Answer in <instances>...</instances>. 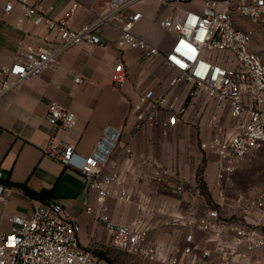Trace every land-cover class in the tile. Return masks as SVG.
Wrapping results in <instances>:
<instances>
[{
	"label": "built area",
	"instance_id": "built-area-1",
	"mask_svg": "<svg viewBox=\"0 0 264 264\" xmlns=\"http://www.w3.org/2000/svg\"><path fill=\"white\" fill-rule=\"evenodd\" d=\"M141 1L104 0L101 11H96L78 29H72L68 19L80 7L77 2L69 4L68 17L55 19L40 7L28 6L24 0H8L5 14L14 6H21L24 17L31 19L34 27H44L46 34L44 47L27 46L11 65H0V100L47 70L68 48L82 43L110 45L100 35L107 27L118 32L112 44L117 55L110 81L116 87L123 85L127 80L123 63L127 49L140 52L145 59L160 55L155 45L134 30L142 15L130 10ZM154 1L160 8L169 9L157 25L173 35L163 62L175 74L162 92L145 90L131 105L134 130L159 126L162 135L167 136L184 123L188 105L174 93L176 89H184L186 98L205 97L218 111L227 112L231 122L224 125L213 117L208 123L212 133L199 142L200 149L216 163L217 180L223 182L240 169L248 155L264 146V63L251 51L252 30L242 27V22L264 24V0H200L199 7L189 10L182 5L193 0ZM44 118L54 128L70 129L76 122L75 114L56 102L47 105ZM118 137L106 132L84 158H77L74 146L64 143L48 146L44 153L86 178L87 190L94 192L95 199L94 206L86 207L85 213L95 214L97 224L109 233L113 248L142 262L185 264L193 248L199 247L195 246L192 234L186 235L184 247L162 257L160 248L149 241L146 231L116 224L106 216L107 200L112 194L123 202L131 200L121 186L117 168L112 166L107 171L102 168ZM148 181L175 195L184 194L183 176L172 168L154 165ZM6 190L0 182V199ZM222 199L225 209L235 210L237 217L209 209L191 222L214 244L218 253L216 264H243L250 254L264 250V192L254 198L238 195ZM80 232V226L65 214L63 205L48 200L28 219L11 218L7 232L0 220V264H96L93 248L80 245ZM201 254L206 259L210 252L205 250Z\"/></svg>",
	"mask_w": 264,
	"mask_h": 264
},
{
	"label": "crops",
	"instance_id": "crops-1",
	"mask_svg": "<svg viewBox=\"0 0 264 264\" xmlns=\"http://www.w3.org/2000/svg\"><path fill=\"white\" fill-rule=\"evenodd\" d=\"M7 1L0 0L2 66L11 65L27 46L44 47L46 34L44 27H34L31 19L24 17L21 6H14L5 14ZM24 2L28 6L40 7L55 19L68 17L69 4L77 2L80 7L68 19L72 29L81 27L104 5V0ZM200 4V0H193L182 8L189 10ZM133 11L142 15L135 32L155 45L160 55L145 59L140 52L127 49L123 56L127 80L123 85L116 87L110 81L117 55L112 44L117 40L118 32L107 27L100 35L110 45L99 47L82 43L72 46L47 70L0 100V172L1 181L7 187L3 199H0L1 225L7 232L11 218L28 219L35 209L54 200L62 204L65 214L80 226V245L85 249L93 248L96 264H108L107 260L110 264H137L125 262L121 251L111 246L107 230L97 224L95 214L85 213L86 207L94 206L95 199L94 192L87 190L86 178L44 153L46 147L64 143L74 146L77 158H84L108 132L119 137L102 168L107 171L115 166L121 186L131 197L129 202H123L112 194L107 200L108 219L132 230L146 231L149 241L160 248L162 257H169L184 247L186 235L192 234L195 246L199 247L193 248L185 264H216L218 253L214 244L191 222L209 209L221 213L227 211L222 199L224 182L216 178V163L212 158L207 159L199 175L200 160L190 156L196 149V131L183 123L167 136L162 135L159 126L138 132L134 130L131 105L145 90L162 92L175 73L167 70L163 62V54L169 50L173 35L157 25L158 19L169 9L160 8L154 0H143L133 6L130 12ZM162 37H168V43H162ZM174 93L185 100L184 89H176ZM200 97L206 103L203 96L192 100ZM50 102H56L75 114L73 127L54 128L48 124L44 114ZM223 113L219 111L217 118ZM154 165L180 172L185 182L184 194L175 195L160 184L149 182ZM199 177H202L203 188L199 185ZM8 183H24L31 190L45 194L42 199H32ZM205 250L210 252L206 259L201 254ZM261 251L250 254L243 264H264V258L253 259L254 254Z\"/></svg>",
	"mask_w": 264,
	"mask_h": 264
},
{
	"label": "rangeland",
	"instance_id": "rangeland-1",
	"mask_svg": "<svg viewBox=\"0 0 264 264\" xmlns=\"http://www.w3.org/2000/svg\"><path fill=\"white\" fill-rule=\"evenodd\" d=\"M242 23L244 29L252 30L251 51L261 59L262 63H264V24L252 25L249 22ZM161 39L162 43H168L169 41L168 37H162ZM188 105L190 107L186 110V121L183 124L186 127L194 128L196 131V149L195 153H190V156L197 157L198 160H200V169L198 170L200 175L203 170L201 166L209 159L199 147V142L202 139H207L210 133H212V129L208 127V123L213 117H215L216 121H220V123L224 125H229L231 122L227 112L220 114V118H217L219 111L215 108L213 103H204L202 97L196 100L191 99ZM198 180H200L199 185L201 187L203 185L204 187L202 177H199ZM223 182V197L227 199H234L238 195H242L246 198H254L264 192V146L248 155L240 169ZM222 214L231 218L238 216L237 212L231 209ZM119 253L125 262L132 261L137 264H143V262H137L138 260L125 253V255L121 252ZM261 258H264V250L257 252L253 256V259Z\"/></svg>",
	"mask_w": 264,
	"mask_h": 264
},
{
	"label": "trees",
	"instance_id": "trees-1",
	"mask_svg": "<svg viewBox=\"0 0 264 264\" xmlns=\"http://www.w3.org/2000/svg\"><path fill=\"white\" fill-rule=\"evenodd\" d=\"M190 96H188L186 99H185V104L188 105L189 102H190ZM0 182H2L0 180ZM3 183V182H2ZM4 184V183H3ZM7 184V183H6ZM8 185H13L15 187H18L20 188L28 197L32 198V199H42L45 192H36V191H33L31 190L30 188H28L24 183H8ZM202 188H203V185H202ZM47 198V197H46ZM108 264H110V261L107 260Z\"/></svg>",
	"mask_w": 264,
	"mask_h": 264
}]
</instances>
